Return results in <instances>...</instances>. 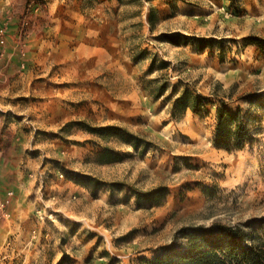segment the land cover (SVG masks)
<instances>
[{
	"label": "rangeland",
	"instance_id": "obj_1",
	"mask_svg": "<svg viewBox=\"0 0 264 264\" xmlns=\"http://www.w3.org/2000/svg\"><path fill=\"white\" fill-rule=\"evenodd\" d=\"M148 8L178 14L150 28L142 18ZM186 34L213 36L203 42H212L215 55L243 76L242 90L256 95L242 103L249 132L244 150H217L208 126L200 131L192 120L172 121L167 112L130 114V122L118 113L114 121L96 106L94 89L85 87L89 80L63 65L78 56L75 48L93 47L109 35L136 56L150 55L162 70L165 59L184 60L164 40L177 43ZM178 70L186 80L199 74L184 65ZM159 75L170 79L169 70ZM96 83L122 92L134 84L110 77ZM107 127L139 137V150L90 131ZM105 149L122 160L100 165ZM63 171L73 180L60 177ZM22 173L36 180L39 192L29 198L34 215L44 223L77 225L85 250H92L89 264L103 253L117 264H175L174 255L187 244L183 230L264 224V0H2L0 193L15 188ZM83 181L88 186H80ZM160 187L168 190L161 204L136 202L135 193ZM168 251L169 258L157 261Z\"/></svg>",
	"mask_w": 264,
	"mask_h": 264
},
{
	"label": "crops",
	"instance_id": "obj_2",
	"mask_svg": "<svg viewBox=\"0 0 264 264\" xmlns=\"http://www.w3.org/2000/svg\"><path fill=\"white\" fill-rule=\"evenodd\" d=\"M174 13L175 15L171 16L166 10L148 8L142 18L150 28H160L176 19L178 12ZM186 35L177 43L164 40L166 47L181 51L184 60L172 63L165 59L163 61L166 65L162 66V70H157L156 62L153 63L150 55L136 56L134 50L128 52L129 50L124 49L116 36L109 35L102 36L99 39L101 43L93 47L75 48L74 53L78 56L67 59L68 62L63 59V65H69L71 71L78 74L80 81L89 80L90 83H85V87L94 89V98L100 101L96 106L102 112L114 114V121H118V113H124L126 121L130 122L133 121L129 117L130 114L160 115L167 112L172 121L187 124L192 120L200 131L206 130L208 126L213 145L218 108L224 107L232 113L242 111V103L252 101L256 95L247 94L242 90L244 83L240 77L243 76L238 74V77L235 69L228 68V64L215 55V49L210 47V42H203L213 36ZM201 46L206 47L201 49ZM183 65L184 68L190 67L194 74H199L194 78L184 79L186 74L178 70ZM167 70L170 72V79L159 75ZM156 73L159 74L155 76ZM107 77L134 84L128 87L126 92H122L118 91L116 86L108 89L106 84L96 83L105 81ZM234 84L239 86L236 92L232 89ZM163 86L164 90H161ZM185 90L194 97L204 99V113L194 114L187 108L180 110L181 116L174 119V101ZM8 176L7 178H10ZM18 179L15 188L9 190L2 187L0 193V207L3 206L2 219L0 218V264H89L92 250H85L87 243L84 236L80 235L77 225L63 221L56 224L40 222L34 215V206L29 199L39 192L35 188L36 180L32 181L31 176L23 173ZM11 192L13 195L9 197ZM91 240L93 238L89 239ZM102 255L93 264H104L98 262L102 260L108 261L105 264H117L112 261L110 254Z\"/></svg>",
	"mask_w": 264,
	"mask_h": 264
},
{
	"label": "trees",
	"instance_id": "obj_3",
	"mask_svg": "<svg viewBox=\"0 0 264 264\" xmlns=\"http://www.w3.org/2000/svg\"><path fill=\"white\" fill-rule=\"evenodd\" d=\"M228 1L230 4L236 2V0ZM210 43V47H212L213 43ZM204 47L206 46L200 48ZM161 90H164V86ZM203 100V98L192 96L188 90H185L174 102L172 117L174 119L180 117V110L187 108L194 114L204 113ZM216 119L213 147L229 153L244 150L248 144L249 132L241 117V110L232 113L226 108L220 107L217 110ZM90 131H93L92 133H107L112 139L131 146L135 151L139 150L142 141L139 137L118 127ZM98 158L100 165H109L122 160L121 155L109 149L100 152ZM61 175L71 180H73L71 176H75L67 171H63ZM79 185L88 186L84 181ZM96 185H99L98 182ZM98 188L95 187V190L100 191ZM167 194V188L160 187L146 193H135L134 197L138 204L145 201L157 206L161 204ZM180 234L182 238L187 239V244L182 254L174 255L176 257L175 264H264V224L254 226L253 223H247L245 227L213 224L210 227L194 228L191 232L183 230ZM169 257L170 251L161 258H157V261L164 262Z\"/></svg>",
	"mask_w": 264,
	"mask_h": 264
},
{
	"label": "built area",
	"instance_id": "obj_4",
	"mask_svg": "<svg viewBox=\"0 0 264 264\" xmlns=\"http://www.w3.org/2000/svg\"><path fill=\"white\" fill-rule=\"evenodd\" d=\"M60 177H63V176L60 174ZM12 195H13V193H12V192H11V193H9V197H11ZM2 210H3V206H2V207H0V211H2ZM37 214H38V215H41V214H40V212H37ZM4 216H7V215H6V214H4ZM42 218H43V216L41 215V216H40V219H42Z\"/></svg>",
	"mask_w": 264,
	"mask_h": 264
}]
</instances>
